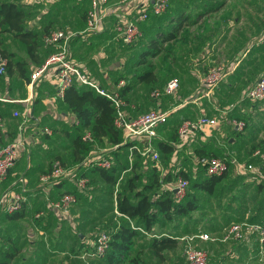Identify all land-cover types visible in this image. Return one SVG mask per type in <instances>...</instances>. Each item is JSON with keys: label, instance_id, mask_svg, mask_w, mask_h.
Returning a JSON list of instances; mask_svg holds the SVG:
<instances>
[{"label": "rangeland", "instance_id": "obj_1", "mask_svg": "<svg viewBox=\"0 0 264 264\" xmlns=\"http://www.w3.org/2000/svg\"><path fill=\"white\" fill-rule=\"evenodd\" d=\"M21 1L28 3L27 9L30 11V14L25 19L24 26L39 32L43 31L46 23L53 21L52 27H58L54 29H63L77 33L84 27L82 16L83 12L89 7V1L87 0ZM174 5L187 9L191 14L190 17H196L207 5H213V7L221 5V8L218 11L216 10L213 13L207 14L204 18L203 21L208 23L209 27L205 30L201 29V33L204 36L202 41V43H204L203 47L201 50L195 49L194 53L192 51L190 55V59H197L196 57L200 59L202 58L199 65L200 71L199 74L197 73V76H195V70L190 69L191 65H188L190 64V60H188L189 58L187 56L180 58L177 64L172 63L170 70L167 68L169 58H165V52L156 57H149L148 61L153 62V68L157 73V82L153 84V86L157 88L167 82L171 77L178 76L183 86V95L191 94L199 86V77H205L212 66L220 63L228 65L230 61L234 59V56L238 54L237 51L242 50V48L251 40H257L259 36L264 33V0H174ZM171 15V13L166 14L156 27H162L164 25L169 27L168 23ZM189 29L196 31L197 25L192 26ZM81 38L83 39V37ZM84 39H87V37ZM0 40V47H4L8 51H14L16 59H27L28 55L24 44L18 38L13 36V34L2 32L0 34ZM113 40H116V38L114 37ZM113 40H108L106 42L103 40L101 44L96 47L90 46L88 40L83 44L81 53L85 54L86 60H90L95 53L97 56H103L98 59V62L91 63V72L101 75L107 71V73L111 75V71L117 72L116 69L119 67L118 65H121L123 62L131 63L132 61L137 60L141 49L139 51L135 48L126 50L121 49V47L116 45ZM168 44L169 43L165 45ZM41 51L44 55L46 54L42 47ZM247 58L244 63H247L249 60ZM143 67L144 66L136 67L134 70L136 69L135 71H139ZM181 67H183V70L180 69ZM256 67L251 70L248 68L246 77L250 75L252 78L254 72H258V66ZM110 68H115V70H109ZM27 69L28 71L30 70L29 67ZM128 70H130V68H128ZM246 77L235 81L233 80L236 89L230 93V98L223 99L221 104L223 110L226 109L228 111H233L230 109L231 105L235 104L236 107L237 104L240 103L241 106H239L236 111L237 113L240 112V117L246 123V126L243 129V136L239 137L235 142V145L231 146L226 137L212 131L206 133L203 140H196L195 142L187 144L180 152L171 153L169 156L164 155V157H162L163 154L161 153L160 160L156 162V165H158L157 169L162 172V175H164L165 171L169 172L172 174L171 181H175L180 176L177 172L182 169L188 171L190 183H193V174H197L200 169L199 167L196 168L197 166L195 167L196 162L200 157L204 158L202 156L203 153L199 151L200 146H196L199 141L204 142V146L207 148H215V151L218 154L228 153L233 150L231 155L239 162H248L247 159H249L251 154L250 160L255 164L256 169L259 170L262 167L264 157V104L249 99L243 101L239 100L242 97L240 95L243 91L242 88H244L242 83L245 82ZM12 78L13 85L11 89L12 93L10 92V94L15 96L17 93V95L25 96L26 89L21 86L22 80L16 77V75H13ZM2 83H0V89L3 91L6 86L5 83ZM221 84L222 83H220V85ZM149 88V86L139 82L134 84L131 96L133 100H136L139 103L141 110L154 108L146 99V94L148 93ZM223 89L225 91L226 87L223 86ZM228 105L230 106L229 108H227ZM48 108L49 104H45L41 101L36 108L35 114H42L41 125L52 124L54 126L51 128L53 135H49V137L53 136V139L45 140V146H41L40 148L35 147L34 150L38 153H45V156L55 152V154H59L64 158L66 165H76L77 163H73L74 160L71 161V157L73 156L71 153L72 149L70 147L69 138L65 136L64 132V128L67 129L68 125L56 121L54 118L52 120L50 116H44L43 113H45ZM195 113V116L201 115L197 114L198 112ZM235 113L236 112H234V114ZM178 116L179 113L176 114L174 118H171L172 120L168 121L166 127L163 128L166 131L164 133L165 138L170 139V134L174 131L175 127L178 126L179 123L175 120L178 119ZM48 119L50 120V123ZM17 120H21V118H18ZM160 134L162 133L160 132ZM227 135L229 136L230 132H227ZM101 146H106V144L102 143ZM109 146L110 145H108V147ZM193 148L196 151L192 150ZM256 149L261 150L259 155H253V151ZM205 155L206 158L212 157L207 154H204V156ZM152 165L153 163L151 161H147L146 163L141 162L139 167L124 171L121 177L122 179L120 178L121 180L118 182L117 186L107 184L97 172H93L90 169L89 174H87L90 183L86 187V196H81L71 206L68 218L63 219L54 213L53 210H49L46 207V201L39 205L40 209L44 211L40 217L42 218L41 223L43 224V221L45 223V219L50 217L49 221L59 225L60 229L57 231L58 233L54 232L53 234H51V231H45V234H42V240H37V243L29 242L28 237H25L26 233H24V230L27 232L26 229L28 227L34 226V230L36 229V231L37 228L42 227V224H38L32 217V215L37 212V206L32 209V215L30 214L29 218L25 219L24 223L21 225H17L11 220L2 219L0 215V250L1 246L6 242L5 238L10 235L18 237L17 243L21 245L22 250L14 263L39 264V260L41 259L40 256L42 254H38V252L42 250V244L47 242L51 249L50 255L47 257L49 264H80L81 258L78 255H75L76 248L73 246L74 243H77L75 232H83L89 235L93 230H99V232L104 231L99 227L101 224L99 215L102 211L105 212V217L107 219H111V224L113 223L112 225H114V223L123 222L119 216H113V204L110 195L113 193V190H116L117 193L121 192V194L133 197L136 189L144 190V186L150 182ZM193 168H195V170H193ZM132 175H138L136 189H128L126 186L127 178ZM259 177V171L245 170L241 172L236 166L231 167L227 172L225 179L215 187L213 194L196 190L195 196L198 197L197 201L199 207L197 210L193 211L190 216H176L174 220L165 222L164 226L161 224H155L154 230L158 234L163 233L167 236H175L178 239V245L175 248L165 250L161 257L156 256L150 248L152 236L140 231L133 238L132 252L127 258L134 256L135 253H139L140 257L142 256L147 264H191L186 255V248L189 245V241L194 247L206 251L208 255L207 264H246V257H244L245 263L240 257L230 258L231 254L229 249L230 247H234V243H228L229 241L226 242L222 240V233L225 228L223 225H229L230 223L237 221L239 222L247 212H249L250 215H263L264 217V184L260 185L258 188V184L262 182ZM171 181L162 184L161 187H168ZM61 183L62 185L60 188L62 190L68 187L73 188L74 185L68 179ZM2 188L3 186L1 189ZM56 189L58 188L56 187ZM160 190V188L153 187L149 189L148 194L152 199H155ZM243 192L250 193L248 198H242L244 197ZM257 207H259V210ZM69 222L73 226L70 225ZM216 223L220 224V226ZM217 227L220 228L217 229ZM68 232L72 233V238L68 237ZM200 232H208L214 239L201 240L197 235ZM39 238L40 237H38V239ZM30 244L36 247L33 252L28 248ZM221 255L223 258L218 259V256L221 257ZM254 255L255 253L253 256ZM259 255L260 261L258 264H262L261 252ZM1 256H3V253L0 251V257ZM38 257H40V259ZM23 258H25V260H22ZM91 262L95 264H108L107 261L101 260L99 257H95ZM249 263L252 264L250 260Z\"/></svg>", "mask_w": 264, "mask_h": 264}, {"label": "built area", "instance_id": "obj_2", "mask_svg": "<svg viewBox=\"0 0 264 264\" xmlns=\"http://www.w3.org/2000/svg\"><path fill=\"white\" fill-rule=\"evenodd\" d=\"M90 8L86 13L87 25L84 30L77 33L70 32L63 29H52L44 35L46 44L54 46V49L47 56L45 61L36 67L30 75L28 81L29 96L25 99H13L4 95H0L2 102H22L32 100L35 87L38 85L42 77H44L50 70H54L57 75V89L58 95L64 97L66 90L73 84H79L92 89L96 93L106 97L115 109V125L121 129L123 133V140L120 144L111 146L114 149L127 148L129 152V161L132 166L137 159H151L154 162L160 160V152L156 147L155 138L157 136L158 127L167 123L172 114L179 108L185 106L192 100H183L174 103L167 108L156 107L136 115L131 113L129 107L133 108L127 99L126 95L122 93L123 87L126 85V79L121 78L116 83L113 89L107 88L100 82L87 68L78 61L73 54L71 48V41L78 34L82 33H98L102 30L108 14L115 13L116 23L114 25L115 38L122 40L124 43L132 45L143 34L141 23L148 20L151 16L163 14L170 0H88ZM120 9V10H119ZM259 43H264V35ZM8 59L0 56V75H3L7 70ZM235 65L216 64L212 66L207 72L206 76L202 78V88L197 95V99L202 97H211L216 88L224 79L233 72ZM181 80L178 77L170 78L163 87L154 89L151 95L156 98L172 97L180 90ZM196 99V100H197ZM249 99L257 103L264 104V71L259 78L249 85L241 101ZM235 108V104L231 105L230 109ZM27 111L26 113H28ZM225 112L228 110L225 109ZM29 114V113H28ZM13 115L18 117L19 111H14ZM218 116L201 115L196 118H185L177 126V134L181 140L178 146L183 145L185 139L195 131H202L206 126H216L219 123ZM75 125H79V120H75ZM238 130L243 131L246 123L244 120H236L234 122ZM4 126L3 118L0 116V132ZM22 129V127H20ZM43 131L52 135L53 131L49 127H45ZM86 140H91L92 135L88 131L83 135ZM24 142L22 140H12L8 143L0 145V181L5 180L11 169L15 166L19 156L20 148ZM261 150L257 149L255 155H259ZM111 154H105L104 151L98 152L96 148L92 149L88 156L81 162L68 166L64 164L60 158H55L51 166L39 176V186L45 187L46 191L53 190L58 182H64L66 179L70 180L79 189H85L89 181L87 173L82 172L85 165L88 167H104L110 168L113 164ZM264 160V158H263ZM205 173L209 176H221L229 171L232 166H236L241 172L245 170L259 171L260 180L264 181V162L262 167L258 170L253 162H239L233 156H212L205 159ZM130 166V167H131ZM129 170L126 169V171ZM84 173V174H82ZM195 176L197 174H194ZM194 176V177H195ZM15 188H11L0 195V213L13 212L21 209L23 202L26 199L25 193L31 188L28 185V180L24 176H20L14 183ZM190 185L189 178L180 175L175 181H171L168 185L174 192L177 200H182ZM117 191L115 192L116 196ZM78 200L77 194L64 191L59 194V197H46V207L53 210L59 217L66 219L69 217L71 206ZM116 200V198H115ZM43 210H39L34 214V217L39 219ZM115 212L118 215L121 213L117 208ZM257 232L259 234L262 248L261 260L264 264V224L259 222H234L225 231L222 240L226 241L231 238L238 239L242 235L243 229ZM141 229V228H139ZM42 230L39 233L42 234ZM201 240L214 239L208 232H200L197 234ZM110 236L106 232H101L96 239L90 243L78 255L82 260L87 261L95 257L102 256L109 248ZM188 241V239H187ZM186 248L187 259L191 264H207L208 255L205 250L194 247L189 242ZM88 264V263H86Z\"/></svg>", "mask_w": 264, "mask_h": 264}, {"label": "trees", "instance_id": "obj_3", "mask_svg": "<svg viewBox=\"0 0 264 264\" xmlns=\"http://www.w3.org/2000/svg\"><path fill=\"white\" fill-rule=\"evenodd\" d=\"M220 6L221 5L213 7V5H207L196 17H190L191 14L187 9L174 5V0H170L163 14L158 16L153 15L148 20L141 23L143 34L132 45L124 43L119 38L116 39L117 44H119L122 49L135 48L138 51L141 49L136 61L123 63L122 66L124 71L116 78V81L121 78L126 79L127 83L123 87L122 93L126 95L130 104L133 99L129 92L134 88V84L139 82L150 87L146 94L148 103L155 108L160 106L159 103L164 97L160 99L151 95V92L157 89V87L153 86V84L157 82V73L153 68V62L148 61L149 57H156L165 52V58H169L168 70L171 69L172 63L177 64L180 58L186 56L189 58L188 60H190V64L188 65L193 64V60L190 59L192 51L194 53L195 49L201 50L204 44L202 43L204 36L201 33V29L205 30L209 27V24L203 20L207 14L213 13L216 10L218 11L221 8ZM29 12V9L22 3L13 0H0V34L2 32H9L20 39L25 44L29 57L40 65L42 59L38 51L40 45L38 39L39 34L24 26L25 19L30 14ZM168 13L172 14L169 20L171 25L169 27L166 25L156 27ZM84 16L86 18L85 13L83 14V17ZM52 25L53 22H49L45 26L43 33L46 34L50 32L53 29ZM195 25H197L196 31L189 29ZM262 35H264V33ZM167 43L169 44L165 45ZM0 56L9 58L8 71L13 72L15 65L22 77L27 76V69L23 65L24 62L17 60L13 61L14 54L12 52L4 47H0ZM201 59H199V62H201ZM140 66L144 67L139 71H135L136 69L134 70V68ZM128 68H130V70H128ZM180 69L183 70V67ZM165 83L159 88L163 87ZM64 101L76 114L80 122L79 125H73L74 137L71 144L73 147L72 160H74V163H81L88 156L89 152L96 148V144L102 145V143H108L110 146H113L122 142L123 133L114 123L115 109L106 97L96 93L90 88L76 83L66 90ZM180 101H183V99ZM136 103L137 113L147 111L141 110L139 103ZM129 109H131V107H129ZM175 128L176 130L174 129L172 140L177 138V127ZM88 131L92 135L91 140L83 138V135ZM66 132L68 134V131ZM157 143L163 154L162 157H164V155L169 156L174 151L172 143L164 140H160ZM199 151L203 153L202 156H204V154L211 155L212 153L204 148H200ZM119 154V151H113V164L110 168L96 166L93 167L91 171L97 172L107 184L115 186L122 171L128 168L127 162ZM204 157L206 158V155ZM61 161L66 164L63 159H61ZM204 163V161L200 162V169L197 175L195 177L193 176L194 182L190 183L186 195L182 200H177L175 198L174 192L170 187H161L162 184L171 181L172 174L169 172L162 175L156 167H152L150 182L144 186V190L136 189L138 175L129 176L126 180V186L128 189H136L133 197L121 194V192L116 193L117 208L121 213L119 217L123 222L114 223V225H112L111 219H107L105 217V212L102 211L99 215V219L101 220L99 227L104 231L99 232V230H93L86 236L93 240L96 239L97 235L101 232L109 234V248L102 256H99V259L107 261L108 264H147L142 256L140 257L139 253H135L134 256L127 258L132 252L133 238L140 231L152 236L150 248L156 256L161 257L165 250L175 248L178 245V239L175 236H167L163 233L158 234L154 230V226L155 224L164 226L165 222L174 220L176 216H190L191 213L199 207L197 201L198 197L195 196L196 190L205 191L208 194L214 193L215 187L225 179L228 171L221 176H209L205 173ZM177 174L186 178L190 177L188 171L184 170H179ZM89 183L90 181L87 182V185ZM262 184L264 183H259L258 188ZM61 185L62 183L58 182L56 187H60ZM153 187L161 189L155 199H152L148 194L149 189ZM64 191L73 192L80 198L81 196H86L87 188L82 190L74 186ZM110 196L113 204L114 190ZM24 204L25 201L19 210L4 212L7 218L11 220L22 218L24 216ZM113 208L114 204L112 206V211ZM113 214L114 217H118L115 213ZM34 219L37 222L40 221V219ZM75 237L82 243L75 251V255H80L84 250L82 247V238L80 233H76ZM3 249L5 253L4 257L0 258V264H14L13 260L19 254L20 248L10 244L9 246L5 245ZM93 259L87 261L80 259V264H95L91 262Z\"/></svg>", "mask_w": 264, "mask_h": 264}, {"label": "crops", "instance_id": "obj_4", "mask_svg": "<svg viewBox=\"0 0 264 264\" xmlns=\"http://www.w3.org/2000/svg\"><path fill=\"white\" fill-rule=\"evenodd\" d=\"M13 1H17L19 3H22L25 5V7H27V5H28V3L21 1V0H13ZM51 1H54V0H51ZM88 4H89V7L86 9L87 11L90 8V2H88ZM86 10L83 12V14L87 13ZM116 18L117 17L115 15V13L114 14L109 13L107 18H106L105 24H104V26L100 32L78 34L71 41V48H72L74 57L78 61H80L91 74H93L100 82H102L109 89L114 88L115 83L117 82L116 78L118 76H120L121 72L124 71V68L122 66L124 62L121 65H118L119 67H117V69H116L117 72L111 71L112 74L109 75L106 71L105 73L98 75V74H95L94 72H91L92 69L90 68V66H91L92 62H98V59L102 58L103 56L99 55L100 56L99 57L95 53L92 55L90 60H86L85 54L81 53V48H82L83 44L86 43L87 40L89 41V44L92 47H96L97 45L101 44V42L103 40L105 42L108 40H113V38L115 37V32L113 29H114V25L116 23ZM83 21H84V27L82 29H80L79 31L84 30L86 25H87L85 16L83 17ZM50 22H53V21H50ZM48 23H46L45 26ZM168 24H169V26L171 25L170 23H168ZM45 26H44V28H45ZM26 28L33 30L32 28H28V27H26ZM44 28H43V31H44ZM52 28L54 29V28H58V27H52ZM33 31H35V30H33ZM43 31L42 32L35 31L39 34L38 39H39L40 45H39L38 51H39V54L41 55V59H42L41 62L42 63L45 61V59L50 54V52L54 49V46H51V45H48L45 43V41H44L45 33H43ZM262 36L263 35L261 34L257 40H253V41L251 40L245 47L242 48V50L237 51L238 54H236V56H234V59H232L230 61V63L228 64V65H233V64L235 65L233 72L230 73L224 79V81L221 82L222 84L216 88L215 92L213 93V95L211 97H202L200 99H197V95L202 88V84H201L202 77H199V80H198L199 86L191 94H188V95L184 94L183 95V93H182L183 86L181 83L180 90L174 96L175 98L168 96V97H164L163 100H161L162 102L160 101L159 107L167 108L174 103L176 104L178 102H181L180 101L181 99L186 100V101L192 100L194 98L197 99V100L194 99L195 101H193V100L190 101L185 106H183V107L179 108L177 111H175L172 114V116L170 117L169 121H171L172 120L171 118H174V116L179 113L178 119H175V120H176V122H178L180 124V122L185 118H196V117H198V116H195V114H196L195 112H198L197 114H201V115L218 116L219 121H220L216 126H206L202 131H195V132L191 133L185 139L183 145H181V146L177 145L178 143H181V140L178 137V134L176 136L177 138L172 140L173 139L172 135H173L174 131L170 134V139L165 138L164 133L166 131L163 128L166 127V125L168 123L161 125L162 127L159 126L158 130H157V136L155 138V142H156V147H157L158 151L160 152V156H161L162 152L160 151V149L158 147V143H157L160 140H164L166 142L172 143V145L174 146V151L172 152V154H173V153H177V152H180L181 150H183L187 144L195 142L196 140H200V141L203 140L205 138V134L208 132L214 131V132L219 133V135L226 137L228 143L231 146L235 145V142L238 140V138L243 136V134H244L243 131L238 130L234 125V122L236 120H242V118L239 115L240 112L237 113V111H236V109H238L239 106H241L240 103H238L237 106L232 109L233 111H228V112H225V110H223V107L221 106V104L223 102V99L230 98V95H231L230 93L234 89H236L234 81L247 76L246 72H247L248 68L251 70L252 68H255L256 66H258V70H257L258 72L257 73L254 72V76L252 78L250 77V75L248 77H246V79L247 78L248 79H247V81L245 79V82L242 83L244 85L243 86L244 88H242L243 91L240 93L241 96L244 95L245 89L249 85L254 83L258 79V77L262 74V72L264 71V43H259ZM81 37H83V39ZM86 37H87V39H84ZM113 42H115L116 45H118L120 47V45L117 44L116 40H113ZM24 46H25V44H24ZM41 47L45 50L44 51L46 53L45 55H44V53H42ZM25 49H26V47H25ZM121 49H122V47H121ZM10 52H12L14 54V51H10ZM26 52H27V50H26ZM27 55H28V52H27ZM43 55H44V57H43ZM6 58L8 59V63H9V58L8 57H6ZM196 58L197 59H192L194 63L191 64V66H190L191 70H195V72H194L196 74L195 76H197V73L199 74V71H200L199 70V65H200L199 59L200 58H198V57H196ZM246 58L249 60L247 61V63H244ZM16 60L24 62L23 63L24 67L26 69L29 67L30 70L28 71V69H27V74H26L27 76L22 77L19 74V71L15 65H14V71L13 72L8 71V65H7L6 72L3 75H0V83L3 82L2 84L5 83V86H6V88L3 91L0 89V95H4V96H7V97L13 98V99H25L29 96V89H28L27 84L29 81L28 79H30L31 72L36 67L40 66L42 63L39 65L38 63L33 61L29 57V55L27 56V59H25V60L16 59V57L14 55L13 61H16ZM239 67H240V69H239ZM192 68H194V69H192ZM205 68H204V70H205ZM256 69H257V67H256ZM109 70H115V68H110ZM7 74H8V76H7ZM117 74H119V75H117ZM9 75H11V76H9ZM13 75H16V77H18L19 79L22 80L21 86L26 89V95L25 96L17 95V93L15 96L10 94V92L12 93L11 89H12V85H13L12 84V82H13L12 76ZM126 83H127V81H126ZM223 86L226 87L225 91L223 89ZM132 90H133V88H132ZM132 90L129 92L130 95L132 94ZM41 101L44 102L45 104H49L48 110L45 113H43L44 116H50V118H52V120L54 118V119H56V121H60V122L64 123L65 125H68L67 129L64 128V132H65V136L69 138L70 147L72 149L71 153H73V147H72L71 141L74 137L73 125H75L74 122H75V120H77V116L69 108V106L66 104V102L64 101V97H60L58 95L57 75H56V72L54 70H50L44 77H42V79L40 80V82L38 83V85L34 89L33 98L31 101L30 100H26V101H22V102H2V101H0V116L3 118V121H4V126L1 129V134H0V145L8 143L12 140L24 139V142L20 148L19 156L17 158L15 166L11 169L8 177L5 180L0 181V195L3 192H5L11 188H15L16 185L14 183L17 180V178H19L20 176H24L27 178L28 185L31 188L28 192L25 193L26 199H25V204L23 207L24 208V216L22 218L17 219V220H11V219L7 218V216L5 215L6 213H4V212L0 213L2 219L11 220L12 222H14L17 225L18 224L21 225L22 223H24L25 219L29 218L31 211L35 206H37L36 211L42 210V209H40L39 205L43 204V202L46 201V197L48 195L51 197L57 198V197H59V194L63 190L70 188V187H68V188H64L62 190L60 187H57L58 189H56V187H55L53 190L46 191L45 187L39 186V176L42 173L41 171L47 170L51 166L52 161L57 157L63 159V161H64V158L59 154H55V152L54 153L52 152L50 154L51 156L50 155L45 156V153H38L34 150L35 147L40 148L41 146H45V143H44L45 140L53 139V136L49 137V135L46 134L43 131V129L45 127L52 128L54 126L52 124L51 125L50 124L41 125L42 114L41 115L35 114L36 108L38 107V104ZM136 102H137L136 100H132V102H131V106L133 108H131L130 110H131V113L134 115L138 114L137 110H136V104H137ZM229 107L230 106L228 105L227 108H229ZM14 111H19L20 115L18 117H15L13 115ZM27 111H29L28 112L29 114L26 113ZM234 112H236V113L234 114ZM139 113H141V112H139ZM206 113H211V114H206ZM18 118H21V120H17ZM48 121L50 123L49 119H48ZM20 127H22V129ZM175 130H176V128H175ZM66 131H68V134ZM160 132L162 134H160ZM227 132H230L229 136L227 135ZM200 141L196 146L197 147L200 146L199 149L204 148V149L210 151V153L212 152L213 154L211 153L210 156H219V157H225L227 155L232 156L231 154H232L233 150H231V152H228V153L218 154L215 151L216 150L215 148H213V147L207 148L204 146L205 143L200 142ZM105 144H106V146H101V144H96L97 151L98 152L104 151L105 154H111L112 158H114L113 151H119V153H120L119 155L122 156L123 159H125L129 169L139 167L141 165V162L146 163L147 161H151L153 163L151 168L152 167L157 168V166H158V165H156V162L152 161L151 159L150 160L149 159H147V160L137 159L135 161V163H133V165L131 166L129 158H128L129 152H128L127 148L121 147V149L120 148L114 149L111 146L108 147V145H109L108 143H105ZM192 150L196 151L194 148ZM235 150H236V148H235ZM256 150L253 151V155H255L254 152ZM236 154H238V153H236ZM45 157H47V158H45ZM205 159H206L205 157L204 158L200 157L199 160H197V162L195 161L196 162L195 167L197 166L196 168H198L200 166V162H202V161L205 162ZM250 159H251V154L249 156V159H247L248 162H252ZM71 161H73L72 157H71ZM262 162H264V160ZM232 167H234V166H232ZM128 168H126V169H128ZM90 169H92V167H88V165H85L82 172L86 171L87 173H85V174L87 175V174H89ZM126 169H124L122 171L121 176L118 179V182L122 179L121 178L122 174L124 171H126ZM193 170H195V168H193ZM160 173H162V172H160ZM165 173H166V171L164 172V174ZM194 174H193V176H195ZM118 182H117V184H118ZM262 182L264 183V181H262ZM117 184H116V186H117ZM2 186H3V188L1 189ZM115 191L116 190H114L113 213L118 215L115 212V208H116ZM243 193H244V197H242V198H244V199L248 198V196L250 195L249 192H243ZM257 209L259 210V207H257ZM118 216H120V215H118ZM32 217H33V219L35 218L34 215H32ZM241 217H243V216H241ZM39 219H40V221L37 222L38 224H40L42 222V218H39ZM49 219H50V217L49 218L47 217L45 219V223L43 221V224L41 223L42 227L37 228V231H36V229L34 230V228H35L34 226L28 227L26 229L27 232H25V230H24V233H26L25 237H28L29 242L31 241V243H33V242H36L37 240H42V237H43L42 234H45V231H47V230L51 231V234H53L54 232L58 233L57 231L60 229L59 225L54 224L53 222L49 221ZM250 219H253V220H250ZM242 221H248V222H252V223L253 222H259V223L264 224V217H263V215H258V216H256L255 214L250 215V213L247 212L246 214H244V217L239 222H242ZM69 224L72 225L70 222H69ZM231 224L232 223H230L229 225H225V224L223 225V226H225L224 231L222 233L223 235H224L226 229ZM217 225L220 226V224H217ZM219 228L220 227H217V229H219ZM39 230L43 231L42 234L39 233ZM243 230L244 231H242V235L240 238H238V239L231 238L229 240H226V242L229 241L228 243H234V247H230V249H229L230 250L229 252L231 254L230 258L232 259V258L240 257L244 262V260H245L244 257H246V264H250L249 260L251 261L252 264H258V262L260 261L259 260L260 259L259 253H260L261 248H262V243H261L259 234L257 232H254V231L247 230L245 228ZM75 233H77V232H75ZM67 235L69 238H72L71 232H68ZM80 235H81L82 242H83V246H82L83 248H86L88 245H91L90 243L93 240L90 237H86L88 234H86V233L84 234L83 232H80ZM38 237H40V238L38 239ZM5 239H6L5 240L6 242H5V244H3L1 246V250H0L1 253H3V256H1L0 258L4 257L5 252H4L3 248L5 245L9 246L10 244H13L14 246L20 248V252L22 251L21 245H19L17 243L18 237L9 235ZM72 242H73V240H72ZM81 244H82L81 241L77 240V243H74L73 246L75 248H77ZM42 247H43L42 250H40L38 252V254L39 253L42 254L40 256L41 259H40V257H38L40 259L39 264H49L47 261V259H48L47 257H49L51 249L49 248V245L47 242L42 244ZM28 248L30 251L33 252L36 247L34 245L30 244V246ZM20 252H19V254H20ZM254 253H255V255L253 256ZM19 254L13 260V263L18 258ZM219 258L222 259L223 256L222 255H221V257L218 256V259ZM22 260H25V258H23ZM14 264H21V263L16 262ZM24 264H31V263H24Z\"/></svg>", "mask_w": 264, "mask_h": 264}]
</instances>
